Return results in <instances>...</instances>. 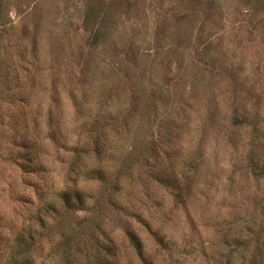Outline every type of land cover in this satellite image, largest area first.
<instances>
[{
	"label": "rangeland",
	"instance_id": "obj_1",
	"mask_svg": "<svg viewBox=\"0 0 264 264\" xmlns=\"http://www.w3.org/2000/svg\"><path fill=\"white\" fill-rule=\"evenodd\" d=\"M76 147L106 179L53 214ZM263 163L264 0H0V264H217Z\"/></svg>",
	"mask_w": 264,
	"mask_h": 264
},
{
	"label": "trees",
	"instance_id": "obj_2",
	"mask_svg": "<svg viewBox=\"0 0 264 264\" xmlns=\"http://www.w3.org/2000/svg\"><path fill=\"white\" fill-rule=\"evenodd\" d=\"M22 101H26V100H22ZM72 151L76 154V156L70 161H68V167H67L66 173L64 174V181L62 183V186L60 187L58 194L53 196V197H58L59 200L56 198L53 199L55 205L52 204L51 202L48 203V208H50L48 210L52 209L53 214L60 213L61 209H64V208L70 210L76 207H83L86 204L87 202L86 198L88 196L85 195L82 188H80L79 186V178H81V175L91 176L95 174L94 176H97L100 179H106L105 172L101 167H92V168L91 167L86 168L84 166L80 167L81 163H79V159L81 158L82 153H85L84 148L79 149V147H76ZM97 154L99 155L98 151H97ZM27 156L28 155H24V157L22 158L23 159L22 162L19 163L20 165L17 164L22 169H26L27 164L30 162V159ZM261 171H263L261 173L264 174V163L261 166ZM118 180H119V177H116L114 180L111 181V184H116ZM57 204H60V205H57ZM44 207H45V203L39 207L38 211L42 212V208ZM40 221L43 222L42 219ZM259 233L260 232L258 231L255 237H252V238L246 239V238L241 237V238L235 239V245H233L228 252L221 254L222 258L217 262V264H234V260L240 254H242L243 252H251V245H253V243L255 242L253 240H256V245H255L256 250L254 249L253 252L259 255H264V241L260 242ZM82 234H83V230L81 229L78 235L81 237ZM128 234H129V237L132 243L135 246L136 243L134 241L135 237L133 233L129 232ZM23 235L24 234L20 233L19 237L16 240L17 241L16 245L19 248V255L23 254V256L16 259L14 262L15 264H31L29 256L35 248V238L33 234H31L29 239H25ZM109 251H110L109 253L112 252V250H109ZM138 252L141 254L140 250H138ZM254 254H252V258L255 257ZM262 258H264V256L261 257V259ZM245 261L246 260H244V264H247ZM250 261L251 262H248L249 264H254V261L252 259ZM101 264H114V263L111 261H106L105 263H101Z\"/></svg>",
	"mask_w": 264,
	"mask_h": 264
}]
</instances>
